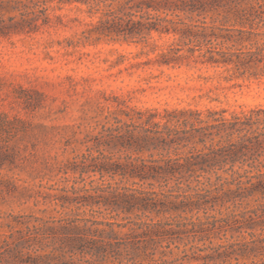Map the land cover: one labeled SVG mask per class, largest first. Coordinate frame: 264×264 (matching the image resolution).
Returning <instances> with one entry per match:
<instances>
[{"label": "trees", "instance_id": "obj_1", "mask_svg": "<svg viewBox=\"0 0 264 264\" xmlns=\"http://www.w3.org/2000/svg\"><path fill=\"white\" fill-rule=\"evenodd\" d=\"M55 1L60 6L86 5L90 17H96L86 23L84 45H97L104 39L135 40L149 49L142 54L159 51L156 62L160 64H178L197 58L199 52L201 62L233 66L240 77L247 73L264 76V0H0V35L32 33L48 25V12ZM183 14L211 15L212 24L186 22L181 18ZM155 33L178 35L184 44L193 46L151 45L148 40ZM184 50L188 54H181ZM25 102L32 105L28 98ZM227 113V109L213 107L165 113L145 109L135 116L127 112L133 123L109 119L104 129L112 135V141L116 139L122 149L140 155L130 158L129 163L103 155L96 147L72 159H62L70 147L67 144L57 147L55 154L40 155L31 139L39 137L37 129L51 127L32 126L19 117L0 113V192H14L17 181L29 183L4 173L6 169L27 173L33 181L60 175L72 187L50 197L63 210L75 205L90 214L60 219L32 216V220L22 222L26 228L20 230L21 237L15 232L0 234V249L7 247L10 255L8 263L52 264L63 258L57 264H123L125 260L127 264H145L148 259L153 264H209L236 254L260 258V262L251 264H264V238L242 244L239 251L219 246L205 255L201 253L209 248L192 245L191 254L185 248L183 256L174 258L181 244L187 247L191 242L203 241L204 235L221 221L184 216L207 214L213 209L210 194L228 196L229 201H233V195L264 198V105L233 111L230 116ZM132 126L140 128L141 134L126 130ZM146 152L150 159L142 158ZM155 153L160 157L155 158ZM97 175L101 179L117 175L122 182L95 185ZM104 213L124 217L122 222L100 219L98 216ZM251 214V220H264V202ZM159 249H164L162 258L171 255L173 259H157ZM66 255L70 261H66ZM3 261L0 256V263Z\"/></svg>", "mask_w": 264, "mask_h": 264}, {"label": "rangeland", "instance_id": "obj_2", "mask_svg": "<svg viewBox=\"0 0 264 264\" xmlns=\"http://www.w3.org/2000/svg\"><path fill=\"white\" fill-rule=\"evenodd\" d=\"M87 9L86 5L81 4L60 6L55 1L48 12V25H42L32 33L0 35V113L19 117L32 126L51 127L37 129L39 137L31 139L38 154H55L57 147L67 144L70 147L62 159H72L86 152L89 147H96L103 155L129 163L130 158H139L140 155L125 151L116 139L112 141V135L104 129V123L109 119L110 122L121 119L133 123L127 117V112L135 116L137 111L145 109H157L165 113L166 110L183 108L206 111L207 107L227 109L230 116L233 111H248L251 106L264 105V76L254 77L247 73L240 77L233 66L227 68L201 62L199 52L196 53L197 58L166 65L156 62L159 51L149 56L142 54L149 49H144L145 44L135 40L127 42L104 39L97 45H84L82 39L86 23L96 20V17H90ZM205 17L181 16L186 22L205 21L212 24L211 15ZM148 43L163 48L193 46H187L174 34L161 36L155 33ZM181 54L188 53L184 50ZM121 55H125V59ZM148 60L152 61L149 64H138ZM25 98L32 105L26 104ZM126 130L135 135L142 132L135 126L127 127ZM105 141L109 145L104 144ZM142 155V158L150 159L149 152ZM154 157L160 156L155 153ZM4 173L29 183L17 181L14 192H0V234L15 232L17 237H21L20 230L26 228L22 222L32 220V216L45 219L90 216L84 212V208L79 210L75 205L63 210L50 197L61 194L60 190L64 188L72 187V183L60 179V175L33 181L27 173L10 172L7 169ZM94 179L95 185L111 186L122 182L117 175H105L104 179L97 175ZM127 185H132V181ZM209 198L214 207L207 214L201 212L199 215L184 216L194 220L200 217L205 221L214 217L221 221L204 235L203 241L191 242L187 247L181 244L180 250L175 249L174 258L183 256L185 248L191 254L189 248L192 245L209 248L201 253L205 255L213 253L211 249L219 246H224L223 250L229 247L231 252L239 251L242 244L264 238V225H261L264 220L260 222L261 219L250 218L251 210L264 202V198L233 195V201H229L228 196L221 194H210ZM111 216L104 213L98 217L119 222L124 217L123 214ZM52 248L46 249V252L49 253ZM163 251L158 250L157 259H173L171 255L162 258ZM0 256L5 260L0 264H14L8 263L11 259L7 247L0 249ZM44 260L48 261L47 258ZM62 260L60 258L52 264ZM70 260L71 257L66 255V261ZM255 261L260 262V258L247 259L234 254L229 258H217L209 264H251ZM144 263L153 264V261L148 259ZM123 264H127V261H123Z\"/></svg>", "mask_w": 264, "mask_h": 264}]
</instances>
